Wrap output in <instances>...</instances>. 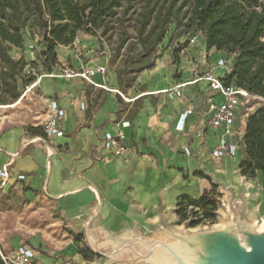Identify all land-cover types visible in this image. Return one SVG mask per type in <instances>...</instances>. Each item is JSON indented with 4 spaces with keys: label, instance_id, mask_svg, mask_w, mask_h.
<instances>
[{
    "label": "crops",
    "instance_id": "0c3cea01",
    "mask_svg": "<svg viewBox=\"0 0 264 264\" xmlns=\"http://www.w3.org/2000/svg\"><path fill=\"white\" fill-rule=\"evenodd\" d=\"M78 39L81 44L77 48H58L60 59L55 73L69 65L75 71L102 67L106 71L96 73L94 81L106 89L96 88L81 78L44 76L43 86L41 79L32 88L42 92V110L33 115L36 122L0 123V170L7 167L11 174L6 186L0 188V195H10L23 206L36 204L69 232L67 243L73 248L62 246L61 252L46 255L36 246L22 243L15 244L14 250L22 246L35 250L33 264H69L65 262L68 259L85 263L78 252L84 245H88L96 260L106 264H168L171 257L166 246L186 251L185 241L196 233L179 223V198L188 195L199 199L213 185L218 189L220 216L210 229H217L221 221L223 228L264 222V195L259 187H253V181H244L240 173L245 147L240 145L235 158H211L219 139L209 125L211 103L207 85L192 84L185 90L196 114L188 118L184 132H179L177 125L185 105L161 93L190 78L194 66L203 70L199 52L206 44L204 35L200 36L198 49L191 51L193 61L179 54V63L172 62L173 69L164 70L161 64L155 69L160 75L154 74L155 70L151 72L156 79L148 85L147 92L130 101H138L136 112L130 116L115 93L120 91L121 81L109 70L111 53L106 43H102L101 50L95 36L81 34ZM211 55L215 60L223 54L212 51ZM160 95L154 106L151 101ZM100 97L102 104L94 106V99ZM141 99L145 106L149 104L147 110L151 112L141 109ZM51 101H56L63 111L65 136L51 140L30 134L28 127H42L48 119ZM212 101L219 104L222 98L214 96ZM240 120L238 125L245 134L248 118ZM119 130L126 135L129 155L111 162L100 161L103 136ZM185 148L194 155L187 156ZM21 175L26 179L19 180ZM250 197L258 207L251 205ZM74 235H81L83 243L74 241ZM2 236L0 227V244L6 249Z\"/></svg>",
    "mask_w": 264,
    "mask_h": 264
},
{
    "label": "trees",
    "instance_id": "16d2710c",
    "mask_svg": "<svg viewBox=\"0 0 264 264\" xmlns=\"http://www.w3.org/2000/svg\"><path fill=\"white\" fill-rule=\"evenodd\" d=\"M134 1L0 0V38L17 49H21L26 40L34 41L38 38V61L42 70L51 74L59 65L57 49L60 46H72L80 32L89 35H96L101 29L105 32L108 29L105 25L107 18L116 15L118 9L123 8L125 4L131 5ZM141 1L150 3L149 0ZM187 2L190 9L187 26L196 29L197 34L204 35L207 49L235 56L233 73L225 80L226 84H235L264 99V0ZM151 19L152 11L142 13L138 19V36L142 38V45L158 27L153 24L146 34ZM33 22L43 32L39 30L38 34L32 36L28 26ZM0 57L10 65L15 81H18V78L22 81L36 78L27 74L29 63L22 58L15 60L2 49ZM20 95L18 86H12L9 99L15 102L19 100ZM27 130L32 135L45 136L42 127H28ZM244 146L245 158L239 166L240 173L246 179L255 180L259 175H264V106L249 116ZM195 175L209 179L202 173ZM216 190L217 187L213 185L212 190L205 192L199 199L188 195L181 196L176 207L180 223L192 229L214 225L219 210V196ZM82 238L81 235H74L76 242H81ZM78 252L86 261L91 260L83 248H79ZM0 264H5L1 258Z\"/></svg>",
    "mask_w": 264,
    "mask_h": 264
},
{
    "label": "rangeland",
    "instance_id": "374dc122",
    "mask_svg": "<svg viewBox=\"0 0 264 264\" xmlns=\"http://www.w3.org/2000/svg\"><path fill=\"white\" fill-rule=\"evenodd\" d=\"M149 1V4H146L141 0H135L131 5L125 4L123 8L117 10L116 15H111L107 18L105 25L108 29L105 32H102L101 29L96 35H92L97 37L101 50L104 48L102 43L105 42L108 51L111 53L109 70L121 81L119 90L125 97L118 95L124 104L122 109L128 112V116L136 112L135 107L138 102L135 101L132 103L130 101L147 92L148 85L153 83L156 79L155 77H152L151 72L161 64V67L164 70L173 69L172 62L173 64L179 63L180 51L183 47H186L189 39L198 33L196 29H190L187 26V16L190 10L187 0ZM149 11H152V19L147 28L146 34L150 31L153 24L158 27L155 29L151 37L146 40L145 44L142 45V38H139L138 36V19L141 17L142 13H147ZM28 28L32 36L33 34H38L40 30L34 22L30 23ZM40 31L43 32L42 29ZM81 34L87 33L80 32L79 35ZM157 39H159V41H157ZM30 43L31 41L26 40L22 48L17 49L10 45V43L2 41L0 38V50L2 49L3 51H6L8 56L15 60L21 58L22 60H25V62L29 63L27 70L32 72L31 77L35 78V75H37L35 79H24L22 81L18 78V81H15L12 78L10 65L7 62H4L0 57V123L4 120L7 123L15 122L17 124L29 122L35 123L36 121H33L34 112L36 110H42L43 105L40 101V95L42 93L41 89H31L30 87L36 82L39 83L40 81H38V78L41 75L45 76L47 73H45L40 66L38 61V51L35 60L32 59L29 49ZM72 48H74V46H72ZM57 52L58 58L60 59V49H57ZM68 68L72 67L69 65ZM156 70L153 73L160 75ZM42 79L43 82H41V86H43L45 81V78ZM14 85L18 86V90L21 94L19 100L15 102L9 99L10 90ZM28 92V96L24 97ZM159 98H161V95L156 101L153 99L151 103L155 106ZM19 102L21 103L17 106L1 109L5 106H12ZM101 104L102 97L94 99V106L98 107ZM131 104H133L132 108L130 107ZM252 104H254L252 111H255L256 108L259 109L262 107H258L259 104L251 101L249 105ZM166 106L167 105L164 104V107ZM141 109L147 111L146 113L151 112H148L147 110L150 109L149 104L147 103L145 106L142 99ZM233 173L235 178L239 179V175L235 172ZM244 181H253L251 183L253 187H259L262 195H264L263 175H259L255 180L244 178ZM216 193L218 194V189L216 190ZM250 203L252 206L258 207L253 197H250ZM221 213L224 214L222 211ZM218 216H220V214ZM262 223L264 222L251 225L250 229L255 230L257 229V225ZM180 225L183 224L180 223ZM0 227L3 232L2 241H4L7 246L6 249H4L0 244L1 259V253H10L11 250H14L16 246L15 244L20 245L25 243L31 247L36 246L39 252L46 255H54L56 252H61L60 247L62 246L65 248L66 246L68 248H73L72 244L68 245L67 243V239L70 235L69 232L62 226L58 225L52 216H49L44 213V211L38 209L36 204H31L29 207L26 205L23 206L19 200H15L10 195L6 194L0 195ZM185 227L188 228L187 225H185ZM193 230L196 232H202L211 229L209 226H201L196 229L194 228ZM236 235L241 241L244 242L246 240L241 234L239 235L237 233ZM82 248L86 251L87 256L91 260H85V263L81 264H90L89 262L91 261L92 264H106V262L102 260H96V255L89 249L88 245H84ZM65 262H69V264H77L70 259Z\"/></svg>",
    "mask_w": 264,
    "mask_h": 264
},
{
    "label": "built area",
    "instance_id": "2783aa9c",
    "mask_svg": "<svg viewBox=\"0 0 264 264\" xmlns=\"http://www.w3.org/2000/svg\"><path fill=\"white\" fill-rule=\"evenodd\" d=\"M202 35L203 34L199 33L190 38L186 47H183L180 51V54H184L187 60L193 61L191 51L193 49H198L200 36ZM38 41L39 39L36 38L34 41H31L29 46L33 60L36 58L37 51L40 50ZM80 44V40L77 37L72 46L77 48ZM212 51L215 50L209 51L205 44L204 48L199 52L201 65L204 66L203 70L198 65L194 66L190 78L180 81L178 84L163 90L161 93L166 95L169 100H179L185 105L184 112L179 117L177 125V130L179 132H184L188 118L196 114L195 108L188 101L185 90L192 84L205 83L207 85V92L210 96L208 101L211 103L209 125L217 132L219 139L218 145L211 152V158L212 160L219 161L224 158H235L237 156L240 145L244 146L245 137L240 125H238V121L240 118H249V116L258 109L256 108L255 111H252L254 104L249 105L251 101L259 104L258 107H263L264 99L248 93L246 90L237 87L235 84L227 85L225 80L233 73L235 56L219 52L223 55L212 60ZM55 71L51 74L47 73L45 76L61 77L67 80L81 78L96 88L106 89L105 86L97 84L94 81L95 74L98 72L104 73L106 71L105 68L100 67L98 69H93L92 67H87L83 68L81 71H75L67 66H63L62 68H59L57 74ZM27 74L30 75L32 72L27 70ZM35 76L37 77V75ZM43 77L44 75H41L38 78V81H41ZM37 83L38 82L30 88H34ZM115 93L123 97L120 91L115 90ZM214 96L221 97L222 101L219 104L213 103L212 98ZM48 112V119L42 125L45 136L51 140L64 137L63 111L56 101H51L49 103ZM124 125L129 126V123H124ZM199 133L202 137V131ZM129 153L130 147L127 144L126 135L122 130H119L115 134L106 133L103 136L99 158L100 161L111 162L117 159H124ZM184 153L187 156L194 155L190 148H185ZM10 176L11 174L7 167H3L0 170V188L6 186ZM18 179L25 180L26 177L21 175ZM1 257L5 264H33L36 259V252L32 248L22 246L12 250L10 253H1Z\"/></svg>",
    "mask_w": 264,
    "mask_h": 264
},
{
    "label": "water",
    "instance_id": "95a60500",
    "mask_svg": "<svg viewBox=\"0 0 264 264\" xmlns=\"http://www.w3.org/2000/svg\"><path fill=\"white\" fill-rule=\"evenodd\" d=\"M237 233L241 234L246 240L244 242L241 241L236 235ZM206 234H212L214 239L212 250L210 253L209 250H206V254L209 253L211 257L222 260L220 262L216 261L214 264H247L243 256L239 254L240 252L237 251V247L240 248L242 243L252 250V254H255L248 264H264V229L258 231L257 229H250L248 226H226L222 229L204 230L191 234L188 240L185 241L186 251H177L172 247L166 246L172 259L169 264H184L181 257L203 256L197 247V238ZM254 234H258L257 239L252 238ZM225 244H227L228 248L224 247Z\"/></svg>",
    "mask_w": 264,
    "mask_h": 264
},
{
    "label": "bare ground",
    "instance_id": "6f19581e",
    "mask_svg": "<svg viewBox=\"0 0 264 264\" xmlns=\"http://www.w3.org/2000/svg\"><path fill=\"white\" fill-rule=\"evenodd\" d=\"M250 186V184H249ZM264 223L257 225V230L260 231L264 228L263 226ZM224 226L223 222L219 223L218 225H216L217 229H222ZM258 234H254L252 235V238L257 239ZM213 244H214V239H213V235L212 234H206V235H201L197 238V247L199 249V251L202 253L203 256L201 257H181V259L183 260L184 264H214L216 261L220 262L222 261L220 258L219 260L215 259L214 257H211L209 255L210 251L213 248ZM161 247V245H160ZM225 248H228L227 244H225L224 246ZM231 249V248H229ZM237 251L240 252L239 254L243 256V258L245 259L246 263H250V261L254 258L255 254H252V250L250 248H248L246 246V244L242 243L241 247L238 248L237 247ZM206 250H209V253L206 254ZM231 251H233L231 249ZM236 251V250H235ZM159 252V251H158ZM251 253V254H250ZM169 260V257H168ZM172 259H170L168 261V264L171 263ZM157 264H159V261H157Z\"/></svg>",
    "mask_w": 264,
    "mask_h": 264
}]
</instances>
